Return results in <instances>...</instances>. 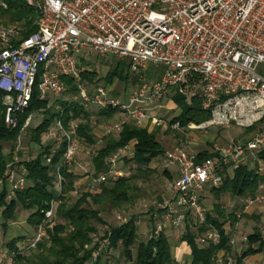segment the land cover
Here are the masks:
<instances>
[{
    "label": "built area",
    "instance_id": "2783aa9c",
    "mask_svg": "<svg viewBox=\"0 0 264 264\" xmlns=\"http://www.w3.org/2000/svg\"><path fill=\"white\" fill-rule=\"evenodd\" d=\"M24 1L37 13L34 33L22 38L19 23L0 20V91L7 127L17 126L18 116L29 107L34 90L42 101L60 96L66 90L61 77H67L78 88L70 98L77 105L115 110L136 125L180 129L178 122L167 124L155 113L161 99L175 90L187 98L197 95L201 108L210 114L205 122L189 123L188 130L215 126L250 129L242 140L212 144L215 155L200 162H195L196 153L180 148L164 152L163 167L174 169L176 178L153 207L144 205L150 219L149 239L166 229L185 227L189 220L207 226L201 197L208 188L222 185L225 172L246 167L264 175V0ZM0 6L6 8L1 0ZM91 53L126 61L131 75L137 78L135 88L118 95L112 86L101 82L84 83L81 75ZM151 68L154 78H148ZM60 112L62 115L63 109ZM29 122L30 116L21 132ZM123 122L106 126L104 135L118 132ZM76 129V122L70 121L64 128L57 118L42 136L41 146L52 141L55 148L65 144L52 185L56 196L63 195L60 168L71 167L80 152L82 139ZM133 155V143L111 154L108 168L96 176L94 184L126 176L119 167ZM51 158H46L47 164ZM4 183L7 202L25 187V170L20 169L17 155L0 177V190ZM94 184L83 192L96 193ZM261 185L264 187V182ZM244 203H264V189L246 196ZM53 210L52 202L33 236L17 247L16 254L36 247ZM133 216L117 214L116 225ZM218 241V232L208 229L196 244L205 247ZM229 244L233 247L235 240L229 238ZM7 254L4 264H15V253ZM215 263L235 264V256L228 252L216 255ZM243 263L264 264V260Z\"/></svg>",
    "mask_w": 264,
    "mask_h": 264
},
{
    "label": "trees",
    "instance_id": "16d2710c",
    "mask_svg": "<svg viewBox=\"0 0 264 264\" xmlns=\"http://www.w3.org/2000/svg\"><path fill=\"white\" fill-rule=\"evenodd\" d=\"M6 8L0 6V20L6 18L5 23H19L23 27L22 38H26L37 30V13L29 7L24 0H1ZM130 70L126 61L114 59L111 68L103 77H99L94 69L87 66L82 73L81 80L92 85L103 81L104 84H112L114 81L126 83L130 79ZM148 78H151L150 75ZM66 85L62 95L68 98L60 99L59 106L54 109L49 105V99L40 100L37 91H33L29 107L18 116V124L15 128H9L4 123V106L2 104L3 93L0 91V177L4 175L8 163L14 155L19 158L20 169L25 170L26 184L21 191H17L15 197L6 201V185L0 190V213L5 220L13 217L17 206L29 212L27 222L34 229L44 220L45 212L49 210L52 202L54 205L53 216L45 225V234L34 249L25 253L18 252L17 245L13 241L10 252L15 253V264H106L99 256L100 246L103 240H107L104 248L119 249L121 257L131 264H178L171 255V245L167 232H162L157 238L148 237L137 242V223L133 216L123 225H107L101 241H95L97 224L106 225L102 212L109 209H121L123 206L132 205L138 198L140 189L136 181L140 177L152 172L149 169L150 162L163 153V148L157 141L156 131H148L145 126L132 122H123L118 132L104 135L103 141L97 145L91 153V164L94 175L108 168V158L111 154L133 143L134 155L126 158L125 163L133 166L137 173L122 176L105 183L98 184L96 193L80 192L73 199L70 195L75 190L77 176L71 167H61L60 174L63 178V195L56 196L53 191L56 167L61 161L65 144L55 148V142H48L41 146L43 134L53 126L57 118L61 119L64 128H68L69 122L77 123L76 135L87 144L95 146L97 139L91 133L90 118L94 114L89 108L77 105L70 98L77 93V86L71 78L61 77ZM132 81H137L133 77ZM116 94V93H114ZM177 104L180 112L170 124L179 123L180 128L187 129L189 123L200 124L209 119L210 114L200 106L197 95L187 98L177 92L170 95ZM60 109H63L62 115ZM91 109V108H90ZM42 112V118L34 127L27 126L30 132V141L40 146L37 154L29 160H21L19 151L15 152V146L20 140L21 129L25 119L33 112ZM98 115L110 120L115 114L121 115L115 110H100ZM250 131V129H248ZM6 143H11L9 151ZM196 153L195 162L214 156L212 146ZM51 155V162L46 163V158ZM167 174V172H165ZM169 175V174H167ZM264 175L246 167H239L232 172L224 173V180L218 188H208L217 198L222 194H231L236 197H245L253 194L261 183ZM216 215L205 213L206 225H198L189 220L185 225L181 240L189 247V259L185 264H215L216 254L220 251L231 253L229 233L225 224L231 220H238L233 214H226L215 203ZM59 218L60 221H56ZM194 226V227H192ZM194 228V229H193ZM208 229H214L219 234L218 243H209L205 247H199L196 240ZM106 245V246H105ZM103 246V245H102ZM100 248V249H99ZM133 249L135 252H133ZM264 253V237L258 229L247 236V247L235 256V264H244V259L252 254ZM97 253L94 259L93 255Z\"/></svg>",
    "mask_w": 264,
    "mask_h": 264
},
{
    "label": "rangeland",
    "instance_id": "374dc122",
    "mask_svg": "<svg viewBox=\"0 0 264 264\" xmlns=\"http://www.w3.org/2000/svg\"><path fill=\"white\" fill-rule=\"evenodd\" d=\"M5 20L6 18H3L1 21L5 22ZM89 57L90 58L86 60V66L94 69L99 77H103L106 74V72L111 68L115 59V57L112 55L104 57L96 55L95 53H91ZM133 77L134 76L130 74V79L126 83L114 81L112 84L107 85L109 87L112 86L114 93L118 95H124L128 90L135 88L137 81H132ZM101 84H104V82L101 81ZM64 98H68V96L60 95L57 97H50L49 105H52L54 109H57L60 99ZM90 108V112L94 114L90 118L89 126L91 128V133L97 139V143L95 146H92L87 144L85 141L80 140V152L75 158L71 168L77 176V179L75 180L76 188L71 192L70 195L73 199L76 197L75 195L83 192L87 186L95 183L93 180L96 178V175L93 173L90 157L94 148H96L97 145H100L103 141L102 139L104 137L105 131L104 128L108 125H111L112 123H118L123 120L126 123L130 122L126 121L124 117L119 114H115L110 120H107L103 116L97 114L95 107L91 106ZM179 112L180 110L175 103L174 110L171 111L168 108H165L164 110L160 109L158 110V115L164 118L168 124L174 115L176 117ZM41 118L42 112L36 111L31 114V119H33V121L36 123L40 122ZM34 122L30 124L33 127L35 126L33 125ZM153 130L158 134L156 139L162 146L163 152L173 148H180L191 154L207 147L209 148L207 143L212 145L223 144L230 140H242L249 132L243 128L235 127L224 129L215 126L204 130H188L183 128L173 129L170 127V125L155 127ZM18 143L20 153L19 157L22 161L32 159L40 148L38 144L30 141V132L28 128H25L21 132L20 140H18L16 143L15 148L17 147ZM11 146V143H6V150L9 151ZM162 158L163 153L155 158L149 166V169L152 172L148 173L146 176L140 177V179L136 181V186L140 189L138 194L141 196L138 198V200H136V202H134V204L123 206L121 209H109L102 212L101 215L106 225L97 224V234L95 236V241L102 240L103 233L106 231L107 225L116 224L115 216L117 214L127 213L134 215L136 217V221L139 222L137 226V242L146 240L148 231H142L141 227L139 226L145 220L147 221L145 223H150V219H148V213H146L144 205L147 207H153L155 203L160 201L166 195L168 187L173 178V176L167 172L166 169H164ZM119 169H121L125 175L137 173V170L131 165L128 167L123 165L119 167ZM165 172H167V174L169 173V175H167ZM94 186L97 187L98 185L94 184ZM201 200L205 213L209 212L211 215H216L214 205L215 203H219L220 207L226 214H233L235 217H237L236 215L239 214L238 220H229L225 224V229L228 231L230 236L229 238H233L235 240L236 245H234L236 252L234 251V253L236 255L240 254L243 249L247 247V241L243 240L244 237H247L255 229L262 231L264 234V203H257L256 205L254 204V210L251 214H248L243 211V206L241 202L238 203L239 200L237 197L231 194H222L217 198L207 189L203 192ZM56 221L58 222L60 219L56 218ZM184 229L185 227L166 229L170 245L172 246L173 251H175V256L177 257L176 261L178 264H185L189 259L186 250L187 248L184 246L183 240H181V235L183 234ZM133 252H135L134 249ZM99 256L106 264H131L121 257L119 249H111L109 247L104 248V245L99 251Z\"/></svg>",
    "mask_w": 264,
    "mask_h": 264
},
{
    "label": "crops",
    "instance_id": "0c3cea01",
    "mask_svg": "<svg viewBox=\"0 0 264 264\" xmlns=\"http://www.w3.org/2000/svg\"><path fill=\"white\" fill-rule=\"evenodd\" d=\"M153 71H154L153 68H151V70L148 73V76L150 75L151 78L155 77ZM128 92H130V90H128L126 93H128ZM173 92H174V90L170 91L167 95H165L161 99V101L159 103L160 107L159 108L157 107L156 110H155V113L157 115H158V110H160V109L164 110L165 108H168L171 111L175 109V102L173 101V99L170 96ZM95 108H96L97 111H100L97 107H95ZM174 117H175V115H174ZM170 121H169V123H170ZM32 122H34V121H33V119H31V115H30V124H32ZM36 124H37L36 122L33 123V125H36ZM142 126H145L148 129V131H154L153 129H155V127H156V126H154V125H152L150 123L143 124ZM199 130H201V129H199ZM207 144H210V143H207ZM164 152H163V154H164ZM197 152H195V153H197ZM152 161L150 162L149 166L151 165ZM162 161H163V158H162ZM129 165L130 164L124 163L125 167H128ZM166 171L169 172L173 176V178H172V181H173L176 178L175 170L174 169H166ZM261 184L259 185V187L256 189L255 192H259V191H262L264 189V187ZM245 197H237V199L239 200L238 203L241 202V204L243 206V211H245L248 214H251L252 211L254 210V206L257 203H255V205L253 204V205L246 206L245 203H244V198ZM28 214H29V212L27 210L22 209L21 206H17V208L15 209L13 217L8 219V220H5L2 217L1 213H0V264H4L5 263L6 256L8 255L7 253L10 252V245H11V243L13 241L15 242V245L20 246L21 244H24L28 240V238L33 236V234L35 232V229L32 226H30L28 224V222H27ZM236 216H237L236 218L238 219L239 218V214H237ZM148 219H149V216H148ZM145 222H147V221L145 220L139 225L141 227L142 231H148L149 230L148 225L150 226V223L148 222V224H147ZM136 223H137V226H138L139 222L137 221ZM137 233H138V231H137ZM260 233L264 237L263 232L260 231ZM183 244L187 248L186 250H187V254H188V258H189V247L186 244V242H183ZM235 245H236V243H235ZM235 245L232 247V251L230 253L233 256L236 255L234 253V251L236 252ZM225 253H227V252L220 251L216 255L217 256H222ZM171 255H172V257L175 260H177V257L175 256V251H173L172 246H171ZM263 257H264V253L263 252H258V253H255V254L247 256L244 259V262L261 261V260H264Z\"/></svg>",
    "mask_w": 264,
    "mask_h": 264
}]
</instances>
